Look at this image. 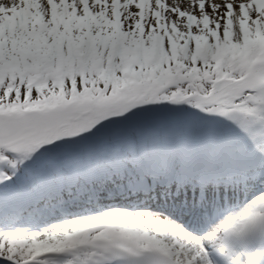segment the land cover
I'll list each match as a JSON object with an SVG mask.
<instances>
[{
  "label": "snow or ice",
  "instance_id": "1",
  "mask_svg": "<svg viewBox=\"0 0 264 264\" xmlns=\"http://www.w3.org/2000/svg\"><path fill=\"white\" fill-rule=\"evenodd\" d=\"M0 264H264V0H0Z\"/></svg>",
  "mask_w": 264,
  "mask_h": 264
}]
</instances>
